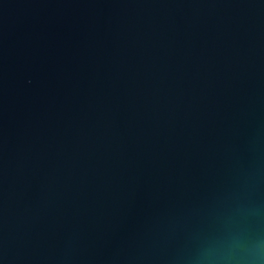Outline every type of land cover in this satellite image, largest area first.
Returning a JSON list of instances; mask_svg holds the SVG:
<instances>
[{"label":"water","instance_id":"95a60500","mask_svg":"<svg viewBox=\"0 0 264 264\" xmlns=\"http://www.w3.org/2000/svg\"><path fill=\"white\" fill-rule=\"evenodd\" d=\"M0 264H264V0H0Z\"/></svg>","mask_w":264,"mask_h":264}]
</instances>
